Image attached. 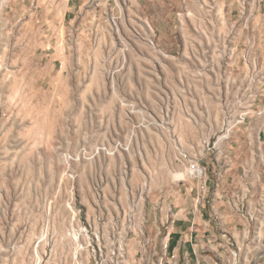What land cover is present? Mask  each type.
I'll return each instance as SVG.
<instances>
[{
    "label": "rangeland",
    "instance_id": "1",
    "mask_svg": "<svg viewBox=\"0 0 264 264\" xmlns=\"http://www.w3.org/2000/svg\"><path fill=\"white\" fill-rule=\"evenodd\" d=\"M60 11L0 0V264H166L160 220L190 181L180 154L255 159L252 191L218 203L242 221L215 210L205 253L264 264V0Z\"/></svg>",
    "mask_w": 264,
    "mask_h": 264
},
{
    "label": "crops",
    "instance_id": "2",
    "mask_svg": "<svg viewBox=\"0 0 264 264\" xmlns=\"http://www.w3.org/2000/svg\"><path fill=\"white\" fill-rule=\"evenodd\" d=\"M39 5L50 6L59 4L62 14L59 19L62 24L66 21H74L81 10L85 0H32ZM260 87L254 89L255 95L262 91ZM240 94V93H239ZM231 149L232 146H230ZM239 155V152L236 153ZM199 159V163L207 171V182L204 186H194L193 182L188 181V185L175 192V203L172 208L174 223L167 238L168 252L166 264H211L212 259L205 253L208 245L214 240L210 226L209 210L212 207L210 196L219 199L215 207L219 217L224 218L225 223H237L240 218L237 213L227 209H221L222 197L226 199L238 197L244 191L251 190L252 186L260 180L261 172L255 159ZM248 165L249 170L241 173L244 165ZM223 167V168H221ZM224 167H228L223 170ZM221 168L222 170H219ZM220 172L221 178L218 179L217 173ZM200 197L198 204L196 198ZM212 201V202H211ZM215 201V202H216ZM219 203V204H218ZM219 207V208H218ZM217 208V209H216ZM168 255V256H167Z\"/></svg>",
    "mask_w": 264,
    "mask_h": 264
},
{
    "label": "built area",
    "instance_id": "3",
    "mask_svg": "<svg viewBox=\"0 0 264 264\" xmlns=\"http://www.w3.org/2000/svg\"><path fill=\"white\" fill-rule=\"evenodd\" d=\"M147 43L149 44L150 47L155 48L154 43L151 40H147ZM245 116L246 114H239L236 117V121L235 122H227L223 123L222 127H221V131L227 132V130L230 128L231 130L236 127L239 126L241 124H243L245 122ZM223 137V136H222ZM219 140V138L217 139V141ZM177 162L181 165V167H183L184 173L186 174V177L188 180L195 182L196 184L200 185V186H204L207 182V171L206 169L200 165L199 161L195 160V159H189L186 156H183L180 154V158L177 159ZM217 176H220V172L218 171ZM200 197L196 198V203L198 204V202L200 201ZM239 202L237 201V203L239 204L240 202H243V199H238ZM236 203V204H237ZM229 206L236 210L237 212H239L240 210L238 209V206H236L233 202L229 201ZM210 218L211 217H216L217 213L215 211V209L213 207H211V212L209 214ZM174 223V219H173V215H172V209L170 208V210H168L166 212V216L165 219L160 220V225L161 228L165 229V234H164V238H163V242H162V249L164 250L165 253H167L168 251V243H167V238L170 235V231L172 229V225ZM94 252V251H93Z\"/></svg>",
    "mask_w": 264,
    "mask_h": 264
},
{
    "label": "bare ground",
    "instance_id": "4",
    "mask_svg": "<svg viewBox=\"0 0 264 264\" xmlns=\"http://www.w3.org/2000/svg\"><path fill=\"white\" fill-rule=\"evenodd\" d=\"M228 134H229V129L227 130L225 136L219 138V140L217 141V145L221 144V142H223V140H226ZM177 177H178V178L182 177V179H185L186 174H185V173H182V174L177 175Z\"/></svg>",
    "mask_w": 264,
    "mask_h": 264
}]
</instances>
